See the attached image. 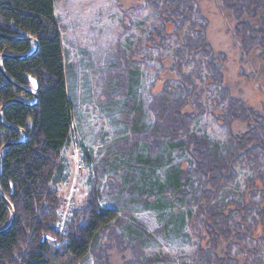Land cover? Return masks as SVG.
I'll return each mask as SVG.
<instances>
[{"label": "trees", "instance_id": "1", "mask_svg": "<svg viewBox=\"0 0 264 264\" xmlns=\"http://www.w3.org/2000/svg\"><path fill=\"white\" fill-rule=\"evenodd\" d=\"M140 1L157 22L143 41L157 36L158 42L175 44L172 69L177 83L166 81L152 97L147 111L153 121L145 128L140 124L142 107L129 97L133 96L134 66L118 64L102 77L100 95L124 97L125 107L133 111L124 114L134 132L132 140L115 148L123 155L140 148L145 156L141 163L146 165L167 150L189 154L188 167L169 169L160 189L190 209V219H195L193 234L207 237V248L197 245L186 264H264V99L254 104L236 93L226 75L225 53L210 43V15L204 13L201 0ZM212 1L213 12L228 21L226 32L233 37L240 78L247 81L252 74H260L264 0ZM159 43L154 42V47H160ZM204 73L219 92L214 106L227 128L222 146L191 133V126L207 111L197 84ZM31 80L38 87L37 99ZM189 105L194 113L186 109ZM1 109L0 151L7 147L0 165V264L89 260L109 264L110 249L129 251L131 260L126 264H145L143 237L112 210L100 207L96 183L80 207L70 210L64 229L57 227L61 201L51 182L60 169L61 150L70 140L72 118L53 0H0ZM235 123L246 129L233 133ZM246 165L253 174L234 199L230 186L236 168ZM121 187L116 182L109 191ZM138 192L137 200L146 205L150 194L145 188ZM6 202L14 211L12 224ZM120 226L130 229L126 237L118 231Z\"/></svg>", "mask_w": 264, "mask_h": 264}, {"label": "rangeland", "instance_id": "2", "mask_svg": "<svg viewBox=\"0 0 264 264\" xmlns=\"http://www.w3.org/2000/svg\"><path fill=\"white\" fill-rule=\"evenodd\" d=\"M201 3L204 13L210 15V43L225 53L226 75L236 93L251 103L262 104L264 67L260 74H252L247 81L240 78L233 37L230 31L226 32L228 21L213 12L212 0H201ZM142 6L140 0H53L72 125L70 140L61 150L60 169L51 186L61 201L58 210L65 215L80 207L92 185L98 184L100 207L112 210L143 237L145 264H186L191 262L197 245L207 248V237L202 234L200 239L193 234L195 219H190V209L181 200L161 193L160 189L166 183L169 169L179 167L185 170L188 167L189 154L167 150L152 165L141 163L145 156L140 148L123 155L115 145L132 140L134 132L124 114L133 111L125 107L124 97L100 95L99 85L108 71L118 64L133 65V96L129 97L142 107L140 124L149 128L153 119L147 106L152 97L160 93L166 81L173 85L177 83L172 69L175 44L169 40L168 43L161 40L159 43L157 36L148 42L143 41L144 35L157 22ZM166 31L171 33L172 27ZM154 42L160 47H154ZM205 75L197 80V84L202 90L200 101L207 111L191 126V133L222 146L227 138V128L220 110L214 106L219 92L205 80ZM186 109L195 112L191 105ZM245 129L244 124L233 125L235 134ZM243 167L236 168L237 175L230 186L236 195L234 199L242 192L245 180L253 174L248 166ZM116 182L123 187L110 192ZM143 188L150 194L144 206L137 200L138 190ZM58 219L61 220L59 213ZM117 229L125 237L130 232L128 227ZM108 255L109 264H126L131 260L129 251L117 253L110 249ZM262 256L264 259V252ZM80 264L93 262L89 260Z\"/></svg>", "mask_w": 264, "mask_h": 264}, {"label": "water", "instance_id": "3", "mask_svg": "<svg viewBox=\"0 0 264 264\" xmlns=\"http://www.w3.org/2000/svg\"><path fill=\"white\" fill-rule=\"evenodd\" d=\"M35 49H36V46H35ZM31 83H32V89H33V91H32V93L35 95V97H36V99H37V95L35 94V92L37 91V85H36V82L34 81V80H31ZM3 109V108H2ZM2 109L0 110V111H2ZM7 147V146H6ZM6 147H4V148H6ZM3 148V149H4ZM3 149L0 151V165H1V155H2V151H3ZM7 203V207H8V209H9V211H10V214H11V224H12V222L14 221V211H13V208H12V206L8 203V202H6ZM11 224H10V226H11ZM9 226V227H10Z\"/></svg>", "mask_w": 264, "mask_h": 264}, {"label": "built area", "instance_id": "4", "mask_svg": "<svg viewBox=\"0 0 264 264\" xmlns=\"http://www.w3.org/2000/svg\"><path fill=\"white\" fill-rule=\"evenodd\" d=\"M58 213L61 215V220L57 223V227L60 229V230H63L64 229V223L68 220V217H69V213L67 214H61L60 211H58Z\"/></svg>", "mask_w": 264, "mask_h": 264}]
</instances>
